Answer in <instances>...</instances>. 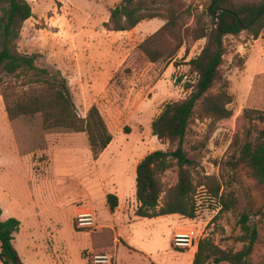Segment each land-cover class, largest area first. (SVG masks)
Segmentation results:
<instances>
[{"label":"rangeland","instance_id":"rangeland-1","mask_svg":"<svg viewBox=\"0 0 264 264\" xmlns=\"http://www.w3.org/2000/svg\"><path fill=\"white\" fill-rule=\"evenodd\" d=\"M27 1L33 16L22 28L20 53H37L38 67L52 74L59 70L67 80L78 114L84 117L89 107L96 105L115 140L100 162L92 158L84 132L48 134L46 150L19 156L2 93L7 84L13 86L16 95L37 84L27 77H2L0 202L7 213L0 219L5 220L11 213L22 221L14 245L21 256L27 255L29 229L36 222L35 236L46 264H87L89 256L91 263V231L74 228V208L93 210L95 230H99L110 221L105 203L107 192L118 195L122 205L128 204L124 214L119 210L114 216L125 242L116 251L118 264H186L185 250L172 245V229L178 215L150 220L132 214L138 201L128 161L154 150L175 148L152 134L151 123L166 102L185 98L190 92L186 86L196 81L188 61L199 54L206 39L194 40L191 31L199 15L205 23H211L214 14L207 9L212 0H155L153 7L164 12V7H175L170 3L176 1L181 7L179 23L183 26V43L174 57L155 63L144 56L138 45L164 24L160 18L143 20L130 31L115 32L104 29L102 24L109 17V10L122 0ZM231 1L239 4L264 0ZM166 39L173 43L170 36ZM224 48L220 71L232 97L228 105L232 115L218 121L195 115L183 143L194 160L191 172L199 185L192 225L200 230L195 233L199 238L210 237L221 248L237 251L242 247L236 240L241 234L239 217L248 212L251 222L259 228L252 259L264 264V186L252 177L247 166L237 163L242 144L256 141L264 128V122L257 118V111L264 112V28L257 38L248 28L236 35L228 34ZM217 89L215 84L212 91ZM207 176L214 177L220 192L234 203L229 210H221L218 200L202 185ZM176 180V166L162 175L165 189ZM35 207L42 210L38 211L39 220L32 218ZM82 253H86V258Z\"/></svg>","mask_w":264,"mask_h":264},{"label":"trees","instance_id":"trees-1","mask_svg":"<svg viewBox=\"0 0 264 264\" xmlns=\"http://www.w3.org/2000/svg\"><path fill=\"white\" fill-rule=\"evenodd\" d=\"M213 1V0H212ZM155 0H122L109 10L107 21L103 22L108 31L124 32L132 30L143 20L160 18L164 24L146 37L139 45L140 51L151 62L170 60L182 46L181 7L177 2L170 4L175 7H164L165 12L157 11ZM264 1L256 3H232L231 0H217L207 9L212 13L207 24L203 16L196 19L191 31L194 40L206 39L197 56L188 61L190 70L197 78L188 95L177 101L166 102L159 114L152 120V134L159 141H167L175 145L171 150H154L144 156L136 166V198L137 217H158L178 214L185 218H194L196 214L195 195L199 185L194 182L191 168L194 160L183 148V143L191 120L208 118L212 121L229 118L232 110L228 105L232 97L227 91V81L220 67L225 53L224 37L236 35L242 24L251 21ZM33 16L32 6L27 0H0V81L2 77L19 79L27 77L37 87L30 88L21 95L13 92V86L7 84L2 93L7 119L13 134L14 143L19 156H27L48 147L46 136L54 133L84 132L87 144L94 160L107 148L112 134L96 105H91L83 117L78 114L66 78L59 70L52 74L46 68L36 65L37 53L24 54L18 49V40L25 21ZM264 28V11L248 29L257 38ZM173 43H169L166 36ZM167 49V51H165ZM215 84L218 89L213 92ZM258 119L264 122V112L257 111ZM237 163L250 169L252 177L264 186V128L259 132L256 141L246 140L239 152ZM177 167L175 184L164 188L162 175L169 169ZM202 183L211 196L216 198L221 210H229L233 202L228 195L220 192V186L214 177H204ZM163 201H160L161 196ZM106 203L110 212L118 206L115 194H106ZM2 209L0 207V216ZM241 234L236 240L242 243L237 251L221 248L210 237L198 239L192 264H261L255 263L252 255L259 242V228L251 222V215L242 212L238 221ZM20 220L9 217L0 219V261L2 264H26L16 250L13 240L19 231ZM75 228V224L73 223ZM119 240L115 227L102 226L90 232L91 254L111 253L114 257L115 243ZM86 253L82 256L86 258ZM90 256L86 258L90 264ZM114 264V258H113Z\"/></svg>","mask_w":264,"mask_h":264},{"label":"crops","instance_id":"crops-1","mask_svg":"<svg viewBox=\"0 0 264 264\" xmlns=\"http://www.w3.org/2000/svg\"><path fill=\"white\" fill-rule=\"evenodd\" d=\"M25 23H26V21H25ZM23 28H24V25H23ZM114 140H115V137H112V140H111L110 144L107 146V148L96 159L97 162H100L101 159L109 152V150L111 149L112 142ZM147 154H148V152L146 154H141L140 156L134 157L133 159H130L128 161L129 162L128 164L132 167L131 172H132V175H133L134 178L136 177V166H137V164ZM29 182H31V180ZM106 194H107V192H105V196H106ZM116 196L118 198V206L115 208V210L113 212H110V211L108 212L109 215H110V221L104 222V224H102V226L115 227L116 228V231H117V234H118V237H119V240H117L116 243H115V253H114V257H113L114 258V264H118V262L116 260V255H117V252L116 251H117L118 245L125 246V242H123L124 240H123V235H122V232H121V225L116 222V219H115L114 216L116 215V213L119 212V210H121L120 212H122V214H124L125 211L128 210V204L127 203H124L122 205L120 197L118 195H116ZM105 200H106V198H105ZM105 203H106V201H105ZM137 205H138V203H136V205L134 206V209H133L132 214L135 213V209H136ZM0 206H1V209H2V214H1V216H2L4 214H6L7 212H6V210L4 208V204L2 202H0ZM80 210H81V207L75 206V208H74V214L76 212L80 211ZM34 211L35 212L32 215V218H36L37 220H39V218H38V211H41L42 212V210H39L38 207H35ZM128 215H129L128 217H130L129 212H128ZM176 215H178V214H176ZM12 216H15V215L14 214H11V213H8L5 219H7L9 217H12ZM178 216H179L178 222H177V224L172 229V237H173V235L176 232L181 231V230H189V231H192L193 233H196V231L198 229L196 227H193V225H192V223L194 221L193 218L190 219V218L182 217L180 215H178ZM161 217H163V216L152 217V218H148V217H137V218H145V219L148 218L150 220H159ZM20 222H21V225H20V229H21L22 221H20ZM37 225H38V223L35 222L34 224L31 225V228L29 229V232H31V233H30V235L28 237L29 240H28V243L26 244V247H25V249L27 251V255L25 257L24 256H21V253L19 252V249L16 248V246L14 245L15 248H16V250L18 251L21 259L26 264H46L41 259L42 256H43L42 255V252H41V246H38V241H37L38 239L35 236V233H36V230H37ZM20 229H19V231H20ZM19 231L14 235L15 238L13 240V244L16 242V239H17V237L20 234ZM198 231L200 232V230H198ZM89 239H90V233H89ZM196 247H197V244H196V246L193 249L185 251L186 252V255H187V260L185 262L186 264H189V262H191V264H192V260H193V257H194L195 251H196ZM89 249L91 250L90 242H89ZM27 259H29V260H27Z\"/></svg>","mask_w":264,"mask_h":264},{"label":"built area","instance_id":"built-area-1","mask_svg":"<svg viewBox=\"0 0 264 264\" xmlns=\"http://www.w3.org/2000/svg\"><path fill=\"white\" fill-rule=\"evenodd\" d=\"M74 224L76 228L88 229V231L95 230L97 228L95 223V212L89 208L78 211L74 217ZM196 234L189 230L176 232L172 237L173 247L185 251L193 249L199 239V235ZM90 264H113V255L108 252L93 254Z\"/></svg>","mask_w":264,"mask_h":264},{"label":"water","instance_id":"water-1","mask_svg":"<svg viewBox=\"0 0 264 264\" xmlns=\"http://www.w3.org/2000/svg\"><path fill=\"white\" fill-rule=\"evenodd\" d=\"M217 0H213L212 3H211V6L216 2ZM209 10H210V7H209ZM223 11V9H217L216 11L212 12L214 15H216L218 12H221ZM264 11V5L260 8V10L258 11V13L256 14V16L251 20L249 21L247 24H242L239 20H238V23L240 25V28L241 29H247L248 27L252 26L254 24V22L261 16V14L263 13Z\"/></svg>","mask_w":264,"mask_h":264}]
</instances>
